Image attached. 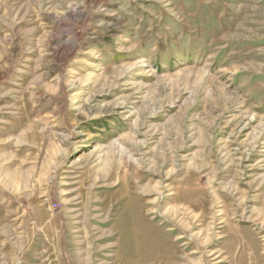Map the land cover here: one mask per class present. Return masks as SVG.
<instances>
[{
  "label": "rangeland",
  "instance_id": "obj_1",
  "mask_svg": "<svg viewBox=\"0 0 264 264\" xmlns=\"http://www.w3.org/2000/svg\"><path fill=\"white\" fill-rule=\"evenodd\" d=\"M0 264H264V0H0Z\"/></svg>",
  "mask_w": 264,
  "mask_h": 264
}]
</instances>
